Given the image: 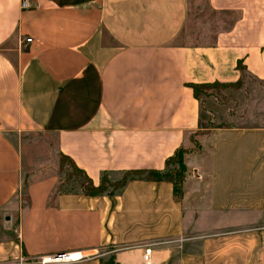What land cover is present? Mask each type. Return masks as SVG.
Masks as SVG:
<instances>
[{
    "label": "crops",
    "instance_id": "1",
    "mask_svg": "<svg viewBox=\"0 0 264 264\" xmlns=\"http://www.w3.org/2000/svg\"><path fill=\"white\" fill-rule=\"evenodd\" d=\"M238 63L264 84V0H0V262L143 264L155 244L157 264H264V126H203L190 88L237 83ZM26 131L58 136L94 186L183 148L182 196L145 179L55 193L44 178L22 199L12 137Z\"/></svg>",
    "mask_w": 264,
    "mask_h": 264
},
{
    "label": "rangeland",
    "instance_id": "2",
    "mask_svg": "<svg viewBox=\"0 0 264 264\" xmlns=\"http://www.w3.org/2000/svg\"><path fill=\"white\" fill-rule=\"evenodd\" d=\"M200 97L202 125L209 129L264 126V84L248 75L239 84L218 86L200 92ZM12 140L22 156V199H25V190L30 182L44 178L56 180L55 193L81 190L83 179L73 171L68 160L61 158L58 136L41 131H26L15 134ZM123 178L124 174L108 177L109 180L117 181ZM115 192H120V189ZM4 222L0 214V224Z\"/></svg>",
    "mask_w": 264,
    "mask_h": 264
},
{
    "label": "trees",
    "instance_id": "3",
    "mask_svg": "<svg viewBox=\"0 0 264 264\" xmlns=\"http://www.w3.org/2000/svg\"><path fill=\"white\" fill-rule=\"evenodd\" d=\"M237 69L241 73V79L235 84H219V83H213V84H193L190 85V88L193 92V97L200 101V92H204L205 90L215 88L218 86H230V85H236L239 84L246 75V68L241 64L238 63ZM251 77L250 75H248ZM184 155L185 150L183 148H179L175 151L174 155L170 158H168L165 161V169L163 171H156V170H139V171H128L123 173L124 178L112 182L108 179V175L104 173L100 179V183L98 186H94L92 180L86 175V173L82 170H80L74 162L69 159L68 157L62 155L60 153L61 158L66 159L69 161L73 171L78 175L81 176L83 179V182L80 185L81 190L84 195L89 197H98L102 195H106L108 197H113L116 195L115 190L117 189H123L124 186L128 181L135 180V179H145L147 181L151 182H161L166 181L172 184L173 186V194L176 199H180L182 196V181L184 178ZM110 189V190H108ZM115 189V190H114ZM119 193V192H118ZM103 264V263H102ZM105 264H113V259L111 258L107 263Z\"/></svg>",
    "mask_w": 264,
    "mask_h": 264
},
{
    "label": "built area",
    "instance_id": "4",
    "mask_svg": "<svg viewBox=\"0 0 264 264\" xmlns=\"http://www.w3.org/2000/svg\"><path fill=\"white\" fill-rule=\"evenodd\" d=\"M20 8L21 9H29L30 8V0H20ZM32 39L30 37L25 39L26 44H30ZM184 241L182 239L179 240ZM155 244L142 245L141 247L144 249L142 255V263L143 264H157L155 259L152 256V247ZM76 253H57L54 255H26L21 254L19 257L2 261L0 264H68V263H77L83 261L87 257L84 255H79L77 257H73Z\"/></svg>",
    "mask_w": 264,
    "mask_h": 264
},
{
    "label": "bare ground",
    "instance_id": "5",
    "mask_svg": "<svg viewBox=\"0 0 264 264\" xmlns=\"http://www.w3.org/2000/svg\"><path fill=\"white\" fill-rule=\"evenodd\" d=\"M70 253H76L75 255H73V257H77V256H79V255H83L82 253H80V252H70ZM85 260V259H84Z\"/></svg>",
    "mask_w": 264,
    "mask_h": 264
}]
</instances>
